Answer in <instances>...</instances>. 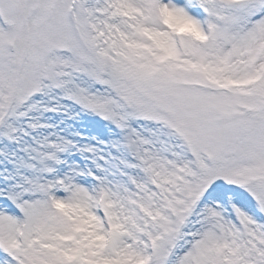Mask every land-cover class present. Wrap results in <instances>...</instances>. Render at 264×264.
Returning <instances> with one entry per match:
<instances>
[{"label": "snow or ice", "instance_id": "snow-or-ice-1", "mask_svg": "<svg viewBox=\"0 0 264 264\" xmlns=\"http://www.w3.org/2000/svg\"><path fill=\"white\" fill-rule=\"evenodd\" d=\"M0 264H264V0H0Z\"/></svg>", "mask_w": 264, "mask_h": 264}]
</instances>
